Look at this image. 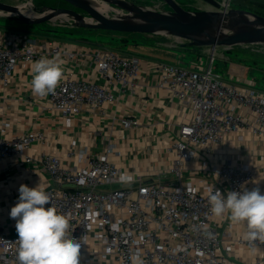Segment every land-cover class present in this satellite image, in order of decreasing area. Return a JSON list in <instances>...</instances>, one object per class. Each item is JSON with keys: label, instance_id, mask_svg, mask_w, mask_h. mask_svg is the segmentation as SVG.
Returning a JSON list of instances; mask_svg holds the SVG:
<instances>
[{"label": "built area", "instance_id": "2783aa9c", "mask_svg": "<svg viewBox=\"0 0 264 264\" xmlns=\"http://www.w3.org/2000/svg\"><path fill=\"white\" fill-rule=\"evenodd\" d=\"M232 7L231 0H218ZM44 54L66 62L88 59L102 81L84 80L74 74L71 64L45 107L65 123L72 121L82 107L96 108L127 92L139 75V60L113 49L82 50L46 38L28 36L0 28V84L8 85L18 66L37 61ZM215 49L205 50L186 62L154 64L156 83L166 89L189 116L175 124L166 146L168 167L173 175L167 181H143L105 152L88 155L83 165L64 166L58 154L42 152L39 164L52 181L44 189L52 206L69 219V235L81 244L79 264H131L139 254L144 264H260L234 256L231 245H222L217 218L211 212L208 188L228 191L252 190L255 169L247 162L226 157L220 144L229 138H255L264 146V91L253 79L216 72ZM247 81V82H245ZM122 125L138 126L133 118ZM0 125V162L23 158L33 143L43 141L42 132L8 136ZM121 174L132 177L129 186H120ZM194 176L195 181L191 180ZM10 210L19 197H11ZM50 205H46L48 207ZM243 235L237 245H247ZM17 232L0 230V264H17ZM255 247L264 248L256 242Z\"/></svg>", "mask_w": 264, "mask_h": 264}, {"label": "crops", "instance_id": "0c3cea01", "mask_svg": "<svg viewBox=\"0 0 264 264\" xmlns=\"http://www.w3.org/2000/svg\"><path fill=\"white\" fill-rule=\"evenodd\" d=\"M240 1L245 5L235 3L231 6L264 14L260 12L264 10V0ZM0 28L20 33L36 41L52 38L79 50H117L136 57L139 60L140 70L135 84L129 91L118 92L116 100L109 104L96 108L83 106L81 112L69 123H65L45 107L46 98H39L32 93L31 67L35 61L18 66L8 85L0 84V125L5 124L6 134L13 136L37 131L45 136L43 141L33 143L27 152L32 156L33 161L24 162L23 158L19 157L0 162V230L16 232V221L9 215L10 202L11 197H19L18 189L21 184L30 188L39 184L45 188L52 183L48 172L38 162L41 153L45 151L58 154L64 166H74L84 164L83 151L88 155L99 154L105 152L111 145L110 159L132 174H139L143 181L172 179V174L161 172L169 164L170 155L166 151V146L174 135L175 124L187 118L189 113L167 93L166 89L157 85L154 64L192 60L194 59L192 55L186 60L183 59L184 51L200 53V47H197L198 50H193L182 45L134 43L127 36L116 34L118 31L102 29H66L69 34L63 35L57 32L27 33L1 26ZM121 38L127 40L124 46L126 51L104 46L99 41L111 39L118 47ZM54 57L59 56L44 54V58ZM61 59L65 62V71L67 64L72 63L70 66L78 78L102 81L87 58L79 63L77 60L68 63L64 58ZM233 65L238 64L233 63ZM231 67L232 65L228 67L226 73L242 76L243 73L238 74L237 70H232ZM124 118L136 119L139 125L124 127L121 122ZM229 140L230 142L225 141L220 144L221 151L236 163L247 162L249 166L254 167V183L264 194V146L255 138L246 137V140L239 141L233 137ZM191 180L195 181L194 176ZM129 185L126 183L118 187ZM217 227L222 245L233 246V254L239 260L250 261L258 258L260 264H264V248L254 246L253 250V246L235 243V238L247 231L245 225L231 223L226 214L217 218Z\"/></svg>", "mask_w": 264, "mask_h": 264}, {"label": "clouds", "instance_id": "9594fccd", "mask_svg": "<svg viewBox=\"0 0 264 264\" xmlns=\"http://www.w3.org/2000/svg\"><path fill=\"white\" fill-rule=\"evenodd\" d=\"M60 57L40 58L32 64L30 88L39 98L54 94L63 79L65 67ZM120 182L129 183L132 177L121 174ZM19 198L10 210L16 221L17 264H79L81 244L69 235V219L52 206L50 195L39 184H21ZM211 212L216 217L226 214L233 224H243L247 231L243 239L253 246L264 244V194L259 187L252 190L228 191L208 188ZM46 205H50L46 207ZM131 264H144L139 254Z\"/></svg>", "mask_w": 264, "mask_h": 264}, {"label": "water", "instance_id": "95a60500", "mask_svg": "<svg viewBox=\"0 0 264 264\" xmlns=\"http://www.w3.org/2000/svg\"><path fill=\"white\" fill-rule=\"evenodd\" d=\"M67 7H49L32 14L24 7L0 0V14L27 25L50 22L58 17L72 26L118 32L162 33L186 40L189 46L230 48L240 44L264 43V15L244 8L224 9L218 0H202L209 6L186 10L175 0H163L171 10L158 11L129 0H100L112 14L100 12L91 0H62ZM63 15V16H61Z\"/></svg>", "mask_w": 264, "mask_h": 264}, {"label": "rangeland", "instance_id": "374dc122", "mask_svg": "<svg viewBox=\"0 0 264 264\" xmlns=\"http://www.w3.org/2000/svg\"><path fill=\"white\" fill-rule=\"evenodd\" d=\"M4 2H8L11 4H24L28 0H1ZM134 1L149 8L168 12L171 8L163 1V0H129ZM182 8L186 10H194L206 8L208 4L202 0H175ZM240 3L245 5L240 0H231L230 5ZM32 5H27L24 7L25 11L30 14V11H33L31 6H35L38 10H42L44 8L49 7H67L68 4L62 0H31ZM260 12H264V10H260ZM108 14H112V12H108ZM0 26L7 29H14L17 31L27 32V33H37L42 32L44 34H50V32H57L61 34H66V29H74L78 28L72 26L69 21L63 19L62 17H58L50 22L41 23V24H33L27 25L19 21L11 20L0 14ZM85 30V29H84ZM96 30V29H94ZM46 31H48L46 33ZM116 34H123L127 36V38L131 39V41L142 42V43H158L164 46H186L187 48H191L193 50H198L196 46H189L186 40L179 39L173 36H169L162 33L156 34H147V33H120L116 32ZM48 36V35H47ZM86 36V35H85ZM102 45L107 47H112L115 49L126 51V47L122 45H118V47L114 44L115 41L111 39H103L99 40ZM132 44V43H131ZM204 47H200V53L188 52L184 51L183 59L186 60L191 57H198L203 51ZM203 50V51H202ZM215 54L217 56L215 61L216 72L222 75L224 79H228L229 74L226 73L228 67L232 65L231 69L237 70L238 74H242L243 77L247 78V80L253 79L255 86H253L257 90L264 91V43H252V44H240L235 45L230 48L217 47L215 48ZM218 59V60H217ZM233 63H237L238 65H233ZM228 72V71H227ZM247 82V81H245Z\"/></svg>", "mask_w": 264, "mask_h": 264}, {"label": "bare ground", "instance_id": "6f19581e", "mask_svg": "<svg viewBox=\"0 0 264 264\" xmlns=\"http://www.w3.org/2000/svg\"><path fill=\"white\" fill-rule=\"evenodd\" d=\"M92 1V3L94 4V6L100 11V12H104V13H108L109 11H110V8H109V6L107 5V3L106 2H104V1H100V0H91ZM205 2V1H204ZM219 3H220V5L222 6H227L226 5V3H222V2H220V1H218ZM226 2H227V0H226ZM207 3V2H206ZM208 4V3H207ZM208 6L210 7V5L208 4ZM29 11H30V14H32L33 12L29 9ZM61 16H63V15H61Z\"/></svg>", "mask_w": 264, "mask_h": 264}, {"label": "trees", "instance_id": "16d2710c", "mask_svg": "<svg viewBox=\"0 0 264 264\" xmlns=\"http://www.w3.org/2000/svg\"><path fill=\"white\" fill-rule=\"evenodd\" d=\"M252 11V10H251ZM254 12H256V11H254ZM256 13H259V12H256ZM259 14H261V13H259ZM262 15H264V14H262ZM66 34H69L67 31L65 32ZM127 40H126V38H121L120 40H119V42H120V45H122V46H125L126 45V42Z\"/></svg>", "mask_w": 264, "mask_h": 264}]
</instances>
